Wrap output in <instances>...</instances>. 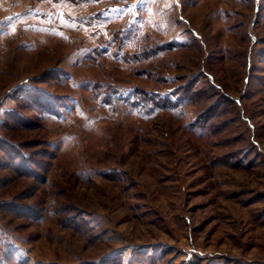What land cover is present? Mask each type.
<instances>
[{"label":"rangeland","instance_id":"374dc122","mask_svg":"<svg viewBox=\"0 0 264 264\" xmlns=\"http://www.w3.org/2000/svg\"><path fill=\"white\" fill-rule=\"evenodd\" d=\"M0 148V264H264V0H0Z\"/></svg>","mask_w":264,"mask_h":264},{"label":"trees","instance_id":"16d2710c","mask_svg":"<svg viewBox=\"0 0 264 264\" xmlns=\"http://www.w3.org/2000/svg\"><path fill=\"white\" fill-rule=\"evenodd\" d=\"M136 93L137 94H139L140 95V97L142 98V99H144V101L146 100V101H148L149 103H153V105H156V104H159V105H161V106H163V107H165V102H167V101H170L171 102V99L170 98H168L167 96L166 97H161V96H159L158 94H156V93H154V94H146L145 95V93L144 92H142V91H136ZM156 94V95H155ZM148 97V98H147ZM1 149V148H0ZM4 151H6V153H10L11 154V151L12 150H10V149H3ZM9 154V155H10ZM18 157V155H13L12 156V159L13 160H16V158ZM19 158H23V156L21 155V153H19Z\"/></svg>","mask_w":264,"mask_h":264}]
</instances>
